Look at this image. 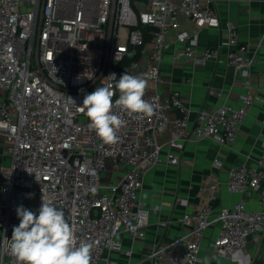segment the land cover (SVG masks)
<instances>
[{
  "label": "built area",
  "instance_id": "obj_1",
  "mask_svg": "<svg viewBox=\"0 0 264 264\" xmlns=\"http://www.w3.org/2000/svg\"><path fill=\"white\" fill-rule=\"evenodd\" d=\"M214 0H0V145L10 157L0 167V264H17L5 237L18 226L20 205L37 212L42 195L65 212L78 242L94 244L91 264L120 249L118 236H146L149 212L140 201L147 172L162 162L177 165L189 140L212 138L232 144L244 123L253 93L241 106L201 110L195 122L178 93L160 91L161 64L174 34L186 58L204 65L220 48L198 49V35L181 29V19L221 29L228 64L246 81L254 58L240 42L234 23L224 26ZM131 75H149L144 99L150 117L116 109L125 121L115 144H104L77 107L84 96L109 81L126 58ZM251 90L252 87H249ZM208 93L222 97V91ZM116 92L114 100L118 98ZM71 97L76 105L67 101ZM170 131L163 141L161 135ZM120 174L104 181L108 165ZM216 167L223 164L215 162ZM227 190L257 192L264 184V154L256 165L226 170ZM220 184L209 185L213 192ZM264 195V192H263ZM211 198H214L213 194ZM187 233L159 244L148 258L154 264H197L208 229L220 226L209 244L212 258L241 253L252 264L264 233V209L249 210L245 200L216 211L210 202L183 216Z\"/></svg>",
  "mask_w": 264,
  "mask_h": 264
},
{
  "label": "crops",
  "instance_id": "obj_2",
  "mask_svg": "<svg viewBox=\"0 0 264 264\" xmlns=\"http://www.w3.org/2000/svg\"><path fill=\"white\" fill-rule=\"evenodd\" d=\"M212 6L222 25L232 21L240 42L248 46V54L254 58L249 77L244 81L228 64V50L222 45L226 35L221 29L181 19L182 30L198 35L199 50L220 48L222 54L204 65L195 64L185 57L175 35L169 34L166 38L169 48L161 64L164 83L159 89L165 95L178 93L193 122L201 110H213L224 104L241 106L240 97L249 92L253 93L254 101L234 143L223 144L212 138L189 140L184 151L177 153V165L162 162L147 172L139 195L149 212L146 236L132 239L126 233L119 234L121 248L107 250L100 264H154L148 258L152 250L183 237L188 229L182 222L183 216L208 202L216 211L241 200H245L249 210L264 209V184L257 192L230 193L226 176L228 168L243 164L254 166L264 154V0H214ZM209 88L222 91L223 96L210 95ZM169 137V130L161 135L163 141ZM216 161L223 166L216 167ZM9 163L10 157L0 145V167ZM119 176L109 164L104 181H116ZM215 181L220 185L213 192L209 185ZM219 228L218 225L207 230L197 264H247L241 253L231 258H212L209 244Z\"/></svg>",
  "mask_w": 264,
  "mask_h": 264
},
{
  "label": "clouds",
  "instance_id": "obj_3",
  "mask_svg": "<svg viewBox=\"0 0 264 264\" xmlns=\"http://www.w3.org/2000/svg\"><path fill=\"white\" fill-rule=\"evenodd\" d=\"M109 81L84 96L82 106L77 107L71 97L67 101L84 112L88 127L104 144H115L119 130L125 121L116 113L138 114L150 117L154 106L144 99L149 75H131L124 72L119 79L115 74ZM118 91L119 96L113 99ZM38 213L23 205L16 208L18 226L13 227L12 237L5 242L17 264H91V242L79 241L66 219L65 212L51 198L42 195Z\"/></svg>",
  "mask_w": 264,
  "mask_h": 264
},
{
  "label": "rangeland",
  "instance_id": "obj_4",
  "mask_svg": "<svg viewBox=\"0 0 264 264\" xmlns=\"http://www.w3.org/2000/svg\"><path fill=\"white\" fill-rule=\"evenodd\" d=\"M263 258H264V233L262 235V245H261V248L258 251L257 255L255 256V259L253 260V263L252 264H261Z\"/></svg>",
  "mask_w": 264,
  "mask_h": 264
},
{
  "label": "trees",
  "instance_id": "obj_5",
  "mask_svg": "<svg viewBox=\"0 0 264 264\" xmlns=\"http://www.w3.org/2000/svg\"><path fill=\"white\" fill-rule=\"evenodd\" d=\"M138 58V55L136 56V57H134V58H126L121 64H120V66H119V69H118V71H119V77L124 73V71H123V68L125 67V66H129L134 60H136Z\"/></svg>",
  "mask_w": 264,
  "mask_h": 264
},
{
  "label": "water",
  "instance_id": "obj_6",
  "mask_svg": "<svg viewBox=\"0 0 264 264\" xmlns=\"http://www.w3.org/2000/svg\"><path fill=\"white\" fill-rule=\"evenodd\" d=\"M261 264H264V258H263V260H262Z\"/></svg>",
  "mask_w": 264,
  "mask_h": 264
}]
</instances>
